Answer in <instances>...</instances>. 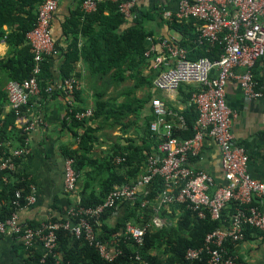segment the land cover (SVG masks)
Instances as JSON below:
<instances>
[{"label": "built area", "instance_id": "1", "mask_svg": "<svg viewBox=\"0 0 264 264\" xmlns=\"http://www.w3.org/2000/svg\"><path fill=\"white\" fill-rule=\"evenodd\" d=\"M76 1V0H73ZM81 1V10L90 14L96 9L98 0ZM117 4L120 14L126 19L135 17L138 2L141 0H111ZM176 2L174 12L164 11L162 16L169 21L172 16L178 22L194 20L196 23V45L212 47L219 44L222 53L218 59L206 57L197 60L188 59L187 51L177 42L161 39L156 47L150 37V43L144 53L146 60L152 62L157 71L153 79V87L162 92L176 91L182 84L195 85L200 90L192 97L197 111L195 134L193 138L179 141L172 132L175 122L185 127L182 116L170 111L160 99L151 101L154 120L150 131L163 138L158 145V152L147 159L146 170L130 185L115 187L105 198L104 203L96 208H82L75 204L67 215L76 218L71 226L69 221L63 227L71 229L76 238L82 235L94 243L95 233L88 217H98L105 209L116 208L120 203L128 201L149 202L145 198L153 178L158 175L163 179V190L156 197L154 216L150 224L139 226L132 223L125 225L124 232L137 244H142L147 229H162L167 222L160 216V209H168L174 204H187L200 218L206 214L212 220H219L221 212L230 202H238L246 209H237L227 227L216 229L208 234L204 247L189 249L188 260L201 259L208 255V264H244L235 253L231 254L224 247L227 240L240 242L244 239V227L264 231V212L253 201L264 202V183L253 179L248 171L249 157L243 147L236 144L232 134V113L226 103L225 88L230 80H235L245 100H257L262 93L257 90L253 77V68L264 57V0H169ZM59 0H43L37 8V17L32 30L27 34V44L33 55V67L30 76L22 81L11 80L5 87L7 105L19 122L23 132L29 133L36 127H45L39 116L25 121L23 109H27L30 99L41 93L39 75L41 64L46 57L55 53V44L51 34V24ZM63 89L72 96L78 90L76 79H65ZM50 92V88L46 89ZM91 109L77 113L78 119L91 116ZM170 118V120H169ZM172 119V120H171ZM204 135L211 137L218 149L224 173L225 185H217L213 177L202 170L193 169L189 158L198 153ZM27 153L26 147L14 149L10 155L0 158V173H13L16 170L15 159ZM115 162H120L116 158ZM63 189L66 194L73 195L77 191L79 177L74 161L64 159ZM5 179V178H4ZM22 198L25 204L21 205ZM35 194L30 187L29 194L22 196L16 191L12 205L14 211L10 217L0 221V236L11 237L22 244L25 250L42 245L46 254L53 251L56 245L55 230L59 224L47 220L37 227L20 221L19 212L26 206L35 203ZM101 256L112 260L118 253L117 248L95 242ZM137 259H139L137 257Z\"/></svg>", "mask_w": 264, "mask_h": 264}, {"label": "trees", "instance_id": "2", "mask_svg": "<svg viewBox=\"0 0 264 264\" xmlns=\"http://www.w3.org/2000/svg\"><path fill=\"white\" fill-rule=\"evenodd\" d=\"M42 1L0 0V43L4 41L8 46L6 56L0 59V72L5 73L8 81H22L31 74L33 55L27 44V34L34 27L37 8ZM78 3L81 5V1ZM157 10L152 13L137 8L135 17L128 20L119 13L116 3L111 0H98L95 11L84 14L81 9H78L64 24L68 47L63 55L61 80L74 77L75 66L81 59L89 77V88L91 92L93 91V105L92 94L85 97L81 91H74L72 94L74 101L68 105L62 121L63 130L71 134L77 145L76 149L69 147L63 149L64 157L73 159L79 180L82 181L77 207L96 208L104 203L107 195L115 187L135 182L145 173L148 157L157 153L158 145L163 142V138L150 131V124L154 120L152 112V116L147 118L145 123L146 132L141 144L128 139L125 141L126 144L121 149L115 150L112 156L101 160H93L90 156L99 130L98 127H92V122L102 118L105 122L112 120V124L117 125L122 124V120H131L128 118L131 115H134L133 118L138 116V105L142 102L130 93L137 89L140 70L146 65L144 57L148 48L146 39L153 35V31L147 30V24L155 21L158 16L161 18L165 9ZM167 22L170 29L181 35L178 45L187 50L188 59L197 60L206 57L216 60L221 55L222 47L217 43L212 47L196 45L197 32L194 20L178 22L172 16ZM79 36L85 38L82 48L78 47ZM48 60L49 57H46L41 64L38 79L40 94L46 93L52 79ZM253 77L255 80L254 68ZM97 80L109 81L115 88L128 80H134V84L131 86L132 89L126 88L127 91H124L126 101L121 105H115L99 92ZM144 83L147 86L151 85V81L147 82L145 79L142 84ZM199 90L198 88L196 92ZM63 94L68 95L65 90ZM4 100L7 101L6 92L1 91L0 114H2ZM88 109L92 111L91 116L82 119L75 116ZM24 112L25 109H23ZM180 116L185 122L184 131L173 129V136L179 135L183 140L193 138L195 132L192 125L186 116L183 114ZM197 117L196 111V120ZM15 121L16 117L12 111L0 119V158L10 155V149L13 146L5 143V136L14 134ZM173 121L177 122V119L174 118ZM135 122L136 120L133 123ZM18 133L16 148L25 147V136L21 131ZM116 158H120V162H115ZM20 159H15L17 166ZM3 176L7 177L6 181L2 180ZM30 182L26 174L22 173L18 167L13 173H0V221L10 217L14 211L12 200L16 191H21L23 197L29 194ZM163 188V179L156 175L145 197L149 203L145 206H141L140 200L134 203L128 201L120 203L118 206L125 205L128 213L122 222H117L113 226L108 225V220L118 206L105 209L98 217H88L95 233L94 243H90L84 235L76 238L71 229L63 227L68 221L73 226L76 218L67 214L64 217L50 214L47 221L61 225L55 230V248L51 253L46 254L39 243L28 250L20 244L26 254L22 264H208L207 254H203L201 259L188 260L187 251L204 247L208 234L216 229L227 227L237 209H246V206L235 201L230 202L229 204H233V210L230 214H225L224 208L219 220H212L208 214L200 218L187 204L171 205L170 213L161 208L160 216L166 222L176 217L175 223H170L162 229H147L143 242L139 245L125 234V225L127 223L139 226L150 224L157 207L155 199ZM20 203L25 204L23 198ZM252 204L257 205V201L254 200ZM176 211H179V216H175ZM28 225L37 227L39 224L29 222ZM251 229L249 225L244 227V238ZM95 242L108 245L110 250L117 248L119 253L112 260H106L101 256ZM236 243L227 240L224 247L233 254Z\"/></svg>", "mask_w": 264, "mask_h": 264}, {"label": "crops", "instance_id": "3", "mask_svg": "<svg viewBox=\"0 0 264 264\" xmlns=\"http://www.w3.org/2000/svg\"><path fill=\"white\" fill-rule=\"evenodd\" d=\"M78 2L77 0H59L58 2L51 24L55 53L49 56L48 60L52 76L49 83L50 92L32 97L23 115L25 121H31L32 118L37 116L41 117L45 122V127L38 126L27 133L23 132L21 128L24 121L19 122L16 120L14 134L5 136V143L13 146L10 151L18 149L16 148L18 132L21 131L25 136L27 153L20 157L18 166L16 163L15 165L16 169L18 167L31 181L29 187H32V192L36 198L34 204L26 206L19 212L20 221L26 223L40 224L46 221L50 214L66 216L68 210L77 204L78 195L82 188V181L79 180L75 194H66L63 189L65 159L63 149L65 147L77 148L75 139L62 128V121L66 115L67 107L74 101L72 96L63 94V81L61 80L63 55L68 47L64 24L76 10L81 9ZM137 6L138 9L144 12L153 13L157 9L174 12L177 4L169 0H141ZM147 30L153 31L150 38L157 48L161 39H169L177 43L181 40V35L170 29L167 20L163 16L161 18L158 16L155 21L149 22ZM84 42L85 38L79 36L78 47L82 48ZM149 45L150 43L146 40V46L149 47ZM7 52L8 46L3 41L0 43V59H3ZM74 72V77L70 78L77 80L78 91H81L85 97L92 94L93 105V91L91 92L89 84L87 87L84 85L85 81L88 83L90 81L85 64L81 59L77 62ZM156 73L157 71L152 67V62L146 60V65L140 70L138 87L130 93L142 102L138 105L137 118H133V115H131L128 117L131 120H122V124L117 125H113L112 120L105 122L102 118L92 122V127H98L99 129L96 134L97 140L93 143L90 152L93 160H101L114 155L115 150L121 149L128 139L135 140L138 144L143 142V136L146 132L145 123L147 118L152 116L151 101L153 99L162 100L174 114L186 116L195 132L196 110L192 97L198 87L182 84L176 91L162 92L155 89L152 84V79ZM254 75L257 90L262 93L261 98L251 101L245 100L238 83L233 79L227 83L225 93L227 106L233 116L231 130L234 140L236 144L244 148L249 157L247 171L253 179L264 183V57L256 63ZM144 79L147 82L151 81V85L142 84ZM8 82L7 76L1 71L0 92L5 93ZM133 84L134 80H128L115 88L110 85L109 81L97 80L96 82L99 92L103 93L106 99H109L115 105H121L126 101V92L124 91H127L128 88L132 89ZM126 88L127 90H125ZM4 102L0 119H3L10 112L7 101L4 100ZM134 120H136L135 123H133ZM174 122V130L184 131V128L180 127L176 121ZM174 137L179 141H184L179 135ZM189 163L193 169L210 174L217 185L226 184L219 149L215 141L208 135L203 136L197 155L191 156ZM6 178V176H3L2 180L6 181ZM257 205L260 211L264 212V202L257 201ZM233 208V204H229L225 208V214H230ZM166 210L168 213L171 212L170 207ZM127 213L128 210L125 205L118 206L108 220V225L113 226L117 222H122ZM175 216H179V211L175 212ZM175 221L176 217L172 220L169 219L166 226L170 223L174 224ZM234 253L244 264H264V231L252 228L242 241L234 245ZM25 258L26 254L18 241L11 237L0 236V264H22Z\"/></svg>", "mask_w": 264, "mask_h": 264}, {"label": "rangeland", "instance_id": "4", "mask_svg": "<svg viewBox=\"0 0 264 264\" xmlns=\"http://www.w3.org/2000/svg\"><path fill=\"white\" fill-rule=\"evenodd\" d=\"M88 84H89V83H88L87 81H85V84H84V85H85L86 87L88 86ZM86 87H85V88H86ZM133 116H134V115H133Z\"/></svg>", "mask_w": 264, "mask_h": 264}]
</instances>
